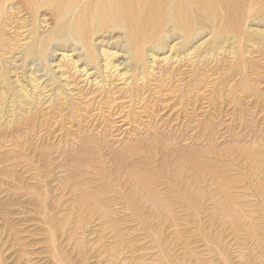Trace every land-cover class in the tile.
I'll return each instance as SVG.
<instances>
[{"label": "rangeland", "instance_id": "rangeland-1", "mask_svg": "<svg viewBox=\"0 0 264 264\" xmlns=\"http://www.w3.org/2000/svg\"><path fill=\"white\" fill-rule=\"evenodd\" d=\"M213 3L239 37L206 21L138 63L97 39L39 72L31 23L0 35V264H264V0Z\"/></svg>", "mask_w": 264, "mask_h": 264}, {"label": "bare ground", "instance_id": "bare-ground-1", "mask_svg": "<svg viewBox=\"0 0 264 264\" xmlns=\"http://www.w3.org/2000/svg\"><path fill=\"white\" fill-rule=\"evenodd\" d=\"M153 2L154 0H0V35L6 38L8 43L14 39L19 41L20 36L16 32L22 28L20 26L28 27L31 23L30 34L33 35V42L24 46V52L27 51V56L38 57L35 62L39 72L44 71V63H38L39 58L44 56L49 45L58 48L65 44L66 48H72V52L79 55L81 61L91 64L97 62L94 41L101 39L99 42L102 44L107 39L105 42L107 46L125 50L129 60L138 63L143 49L142 44L150 43L155 47H161L162 39L172 38L177 31L182 33L181 38L185 42L193 35V29L199 28L200 31L206 21L212 23L209 26L212 28L213 38L220 39L228 33L240 36L232 27L229 28V22H217L215 17L214 22L210 20L209 12L214 11L212 7L215 6L213 0H160L158 4ZM233 4L230 8H236ZM193 9L199 12L198 18L191 16ZM156 10L167 14L162 15L164 16L162 20L159 18L156 20L150 15ZM151 21L153 24L149 23ZM40 22L45 23V35L42 36L36 34L39 32ZM133 24H136L138 29L128 33ZM139 27L141 30L144 28L146 30V27L150 30L143 33ZM154 27L158 30H154ZM169 27L172 30L166 31ZM137 31L138 33H135ZM121 32L124 33L123 41L119 37H116L117 40L113 39L115 34L121 35ZM10 34H13V39ZM8 50L7 47L2 49L4 52H9Z\"/></svg>", "mask_w": 264, "mask_h": 264}]
</instances>
